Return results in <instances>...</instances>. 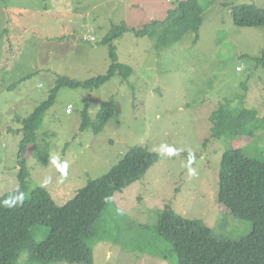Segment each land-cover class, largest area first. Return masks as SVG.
<instances>
[{
    "label": "rangeland",
    "instance_id": "obj_1",
    "mask_svg": "<svg viewBox=\"0 0 264 264\" xmlns=\"http://www.w3.org/2000/svg\"><path fill=\"white\" fill-rule=\"evenodd\" d=\"M182 1L0 0V195L18 186L20 135L8 133L19 128L15 116L30 115L60 77L86 81L106 74L109 45L101 41L124 24L112 45L118 62L132 69L129 78L114 75L98 89L60 87L37 132L42 145L47 135L48 163L26 153L29 186L45 188L59 206L105 175L131 147L160 155L142 179L114 196L102 219L131 226L121 232V244L95 246L94 264L174 263L172 247L140 227L153 226L169 208L202 221L222 239L239 240L251 231L249 222L233 218L217 200L219 163L230 143L225 147L210 136L209 117L221 103L264 117V66L251 59L264 52V27H236L231 17L234 5L264 9V0H198L203 12L195 43L191 31L159 48L154 39L135 35ZM110 101L114 113L106 126L98 134L91 127L81 131L84 110L93 122ZM255 126L233 141L264 162V129ZM48 230L37 228L34 239L43 241Z\"/></svg>",
    "mask_w": 264,
    "mask_h": 264
},
{
    "label": "trees",
    "instance_id": "obj_2",
    "mask_svg": "<svg viewBox=\"0 0 264 264\" xmlns=\"http://www.w3.org/2000/svg\"><path fill=\"white\" fill-rule=\"evenodd\" d=\"M197 4L198 0L179 2L168 11L163 21L154 20L140 30H134V33L137 37L154 39L159 48L172 46L191 31L195 35V43L203 12ZM231 17L236 27H264V9L252 3L234 5ZM120 25L101 41V44L109 45L111 63L106 74L86 81L58 78L48 99L27 117L16 115L14 119L19 128H8V133L20 135L18 186L0 195V264H94L95 246L107 241L121 244L118 239L121 232L131 226H127L124 220L110 224L102 216L110 212L114 196L142 179L159 160V154L142 146L131 147L117 165L105 175L89 180L72 200L62 206L54 202L45 188L29 186L30 169L26 160V153L32 151L40 164L46 165L49 161L50 146L45 142L47 135L42 145L37 132L60 87L98 89L114 75H119L125 81L132 74L129 66L118 62L112 45V40L124 29V24ZM251 59L256 66H264V52L260 57ZM237 70L241 68L237 67ZM236 108L221 103L209 117L213 124L210 136L224 144L227 141L231 144L228 147L225 144L221 155L217 200L233 218L249 222L251 231L239 240L222 239L202 221L185 219L172 209H165L157 214L153 226L145 224L140 227L144 232L152 231L172 247L176 255V261L172 264H264V162L250 158L246 149L239 148L233 141L245 133L247 127L256 125L257 129H264V117L258 118L245 108L240 111ZM113 113L112 101L102 105L93 122L84 110L81 131L91 127L98 134ZM248 122L252 124L248 125ZM250 132L247 130V134ZM60 169L62 173L65 163ZM41 227L49 230L44 240L38 242L33 233ZM24 254L27 256L25 263L21 258Z\"/></svg>",
    "mask_w": 264,
    "mask_h": 264
},
{
    "label": "built area",
    "instance_id": "obj_3",
    "mask_svg": "<svg viewBox=\"0 0 264 264\" xmlns=\"http://www.w3.org/2000/svg\"><path fill=\"white\" fill-rule=\"evenodd\" d=\"M67 111H69V108H68V110Z\"/></svg>",
    "mask_w": 264,
    "mask_h": 264
}]
</instances>
